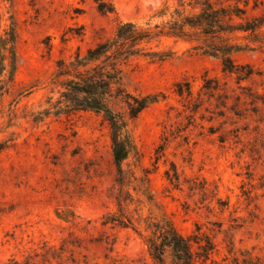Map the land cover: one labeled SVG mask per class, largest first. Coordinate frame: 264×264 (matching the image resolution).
I'll return each instance as SVG.
<instances>
[{
  "label": "rangeland",
  "instance_id": "374dc122",
  "mask_svg": "<svg viewBox=\"0 0 264 264\" xmlns=\"http://www.w3.org/2000/svg\"><path fill=\"white\" fill-rule=\"evenodd\" d=\"M165 1L176 3L111 0L115 12L103 13L98 0H0V34L17 36L16 69L0 92V264H155L145 238L165 221L213 242L207 259L194 243L195 264H263L262 43L237 39L253 47L233 53L252 69L247 78L182 39L152 43L171 52L164 60L133 58L126 90L158 100L128 123L121 174L103 114L58 103L59 60ZM259 16L264 0H251L246 18ZM112 216L131 224L105 223Z\"/></svg>",
  "mask_w": 264,
  "mask_h": 264
},
{
  "label": "trees",
  "instance_id": "16d2710c",
  "mask_svg": "<svg viewBox=\"0 0 264 264\" xmlns=\"http://www.w3.org/2000/svg\"><path fill=\"white\" fill-rule=\"evenodd\" d=\"M250 5L251 0H176L175 4L165 1L144 21H119L114 34L89 48L86 54L77 53L70 61L57 62L52 83L59 88L58 103L70 111L103 114L111 128L114 164L121 174L122 163L131 150L128 123L158 100L157 95L138 96L126 90L123 78L131 60L139 56L164 60L171 52L155 50L152 43L176 38L192 43V48L203 54L220 58L225 72L247 78L252 69L244 70L245 66L235 63L233 53L253 47L237 39L264 46V16L247 19ZM257 6L258 0H254V7ZM98 8L103 13L115 12L111 0H98ZM16 43L14 30L0 34V92L16 69ZM123 217L112 216L105 223L129 226L131 222ZM155 227L157 232L145 238L155 264H195L200 254L193 249L194 243L206 252V259L214 249L210 239L200 244V239L182 235L170 221ZM10 264L39 263L28 257Z\"/></svg>",
  "mask_w": 264,
  "mask_h": 264
}]
</instances>
